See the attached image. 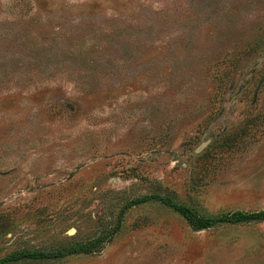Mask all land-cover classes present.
Wrapping results in <instances>:
<instances>
[{"label": "rangeland", "instance_id": "374dc122", "mask_svg": "<svg viewBox=\"0 0 264 264\" xmlns=\"http://www.w3.org/2000/svg\"><path fill=\"white\" fill-rule=\"evenodd\" d=\"M153 193L264 210V0H0V259L264 264V221Z\"/></svg>", "mask_w": 264, "mask_h": 264}, {"label": "trees", "instance_id": "16d2710c", "mask_svg": "<svg viewBox=\"0 0 264 264\" xmlns=\"http://www.w3.org/2000/svg\"><path fill=\"white\" fill-rule=\"evenodd\" d=\"M250 125L242 128V133L238 134L241 136L242 134L248 135L250 132ZM234 139H238L234 136ZM159 200L162 203L170 206L180 214H182L187 222L195 229H205L210 228L218 224H239L246 222H259L264 221V210L255 211V212H243V211H234L230 213H224L220 215L213 216H205L200 214L194 207L176 202L170 198L162 196L157 193L153 194H144L138 197H135L128 202H126L123 211L128 208L152 201ZM108 234H104L100 237H95L93 240L85 241V242H77L69 246H63L58 249L53 250H22L17 253H11L0 259V264H5L10 261H16L24 258H58L65 256L67 254L73 253H90L95 251L98 247L102 245V243L106 240Z\"/></svg>", "mask_w": 264, "mask_h": 264}]
</instances>
